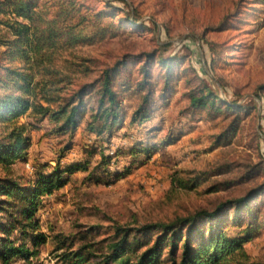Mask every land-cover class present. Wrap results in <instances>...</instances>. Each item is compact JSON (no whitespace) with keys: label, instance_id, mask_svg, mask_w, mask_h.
<instances>
[{"label":"rangeland","instance_id":"374dc122","mask_svg":"<svg viewBox=\"0 0 264 264\" xmlns=\"http://www.w3.org/2000/svg\"><path fill=\"white\" fill-rule=\"evenodd\" d=\"M110 1L112 6L130 11L136 21H123L118 15L115 20L121 21L115 37L79 44L59 51V55L74 62L82 56L95 57L99 62L91 67L111 63L127 51L157 49V54L173 56V74L163 97L159 89L165 69L159 64L152 69L151 80L157 91L150 100L148 119L130 124L126 116L110 140L101 141L108 155L117 149L124 152L136 143L138 147H158L150 157L141 153L131 157L125 152L113 156L108 164L111 172L126 166L130 170L118 179L102 182L89 174L99 159L92 156L87 169L74 170L66 184L44 199L37 212L41 228L52 235L96 225L99 238L111 234L110 226L115 222L127 225L134 224V218L140 222L169 220L199 206L210 207L220 196L244 194L261 185L257 187L261 194L252 197L250 203L262 214V225L245 244V250L257 264H264V91L259 88L264 85V0ZM93 3L105 7L102 1ZM140 60L128 57L115 78L127 115L140 101L135 87ZM13 64L17 66L19 59ZM93 75L76 73L75 80H88ZM199 78L212 84L219 99L232 101L239 108L240 121L234 134L216 139L233 114L188 107V92L199 84ZM19 121L29 122L26 118ZM34 124L37 127L30 129L26 159L14 165L16 174L28 178L44 164L48 165L44 171L54 166L56 150L67 141L66 135L48 134L46 120ZM101 142L81 124L61 166L84 160V147ZM203 171L204 181L193 189L179 190L171 185L173 180ZM244 172L248 177H242ZM229 179L232 186L228 191H205L216 180ZM54 245L52 240L47 242L33 262L19 260V264H62Z\"/></svg>","mask_w":264,"mask_h":264},{"label":"trees","instance_id":"16d2710c","mask_svg":"<svg viewBox=\"0 0 264 264\" xmlns=\"http://www.w3.org/2000/svg\"><path fill=\"white\" fill-rule=\"evenodd\" d=\"M94 1H102L105 7L93 0H0V264H19V260L31 263L41 246L51 240L62 264H257L245 244L262 225V214L250 203L252 197L261 194L257 191L261 185L244 194L220 196L210 207L199 206L169 220L140 222L134 218V224L127 225L115 222L110 226L111 234L99 238L96 225L52 235L41 228L37 212L44 199L66 184L74 170L87 169L92 156L99 159L89 174L102 182L118 179L130 170L126 166L111 172L108 164L113 156L125 152L131 157L137 153L150 157L158 147H138L136 143L124 152L117 149L108 155L101 141H109L126 116L130 124L148 119L150 100L157 91L151 80L152 69L155 64L165 69L159 89L163 97L173 74V56L157 54V49L127 51L98 67L90 66L99 62L92 56L76 58L78 62L60 58L59 51L115 37L121 20L136 21L130 11L112 6L110 0ZM118 15L121 20H115ZM133 56L141 58L135 82L140 101L127 115L115 78L126 59ZM89 72L94 75L88 80H75L76 73L86 76ZM211 85L199 78V84L188 92V107L233 114L227 127L217 134L219 140L235 133L239 108L232 101L219 99ZM259 88L264 91V85ZM43 120L50 125L48 134L66 135L67 141L56 150L54 166L44 171L48 166L44 164L32 178L23 177L16 174L14 165L26 159L30 129ZM81 124L101 143L85 146L84 160L61 166ZM242 177L248 174L244 172ZM204 179L203 171L173 180L171 185L190 190ZM218 181L205 191L219 193L232 186L231 179Z\"/></svg>","mask_w":264,"mask_h":264}]
</instances>
